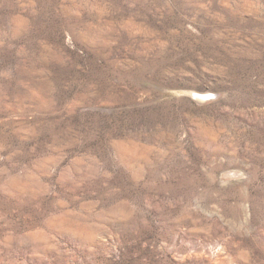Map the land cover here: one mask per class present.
Here are the masks:
<instances>
[{
	"label": "rangeland",
	"instance_id": "374dc122",
	"mask_svg": "<svg viewBox=\"0 0 264 264\" xmlns=\"http://www.w3.org/2000/svg\"><path fill=\"white\" fill-rule=\"evenodd\" d=\"M0 264H264V0H0Z\"/></svg>",
	"mask_w": 264,
	"mask_h": 264
},
{
	"label": "bare ground",
	"instance_id": "6f19581e",
	"mask_svg": "<svg viewBox=\"0 0 264 264\" xmlns=\"http://www.w3.org/2000/svg\"><path fill=\"white\" fill-rule=\"evenodd\" d=\"M194 95H195L198 99H200V100H204V101H205V100H209V99L211 98V96H212L211 93H208V94H207V93H206V94H204V93H203V94H199V93H196V92L194 93Z\"/></svg>",
	"mask_w": 264,
	"mask_h": 264
}]
</instances>
